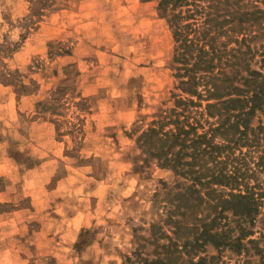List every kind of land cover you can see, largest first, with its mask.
<instances>
[{"label":"rangeland","instance_id":"obj_1","mask_svg":"<svg viewBox=\"0 0 264 264\" xmlns=\"http://www.w3.org/2000/svg\"><path fill=\"white\" fill-rule=\"evenodd\" d=\"M159 2L0 0V264H264V214L212 211L201 235L211 207L140 140L182 93ZM251 43L257 68L264 30Z\"/></svg>","mask_w":264,"mask_h":264},{"label":"trees","instance_id":"obj_2","mask_svg":"<svg viewBox=\"0 0 264 264\" xmlns=\"http://www.w3.org/2000/svg\"><path fill=\"white\" fill-rule=\"evenodd\" d=\"M222 1L223 12L214 9ZM159 7L175 29L173 59L182 93H175L177 105L154 119L140 140L161 165L189 180L177 196L211 207L191 224L201 235H209L211 222L228 209L255 225L264 214V122L253 124L264 111V46L255 68L251 42L264 30V7L249 0H160ZM229 31L232 35L219 41ZM229 66L237 68L231 73ZM204 100V114L217 121L201 131L190 108ZM249 228L244 225V233H251ZM191 264L206 263L203 258Z\"/></svg>","mask_w":264,"mask_h":264}]
</instances>
